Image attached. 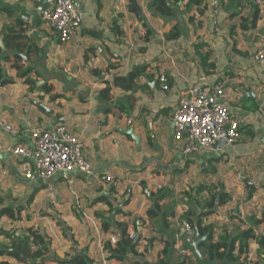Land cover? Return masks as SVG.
Instances as JSON below:
<instances>
[{
  "label": "crops",
  "instance_id": "crops-1",
  "mask_svg": "<svg viewBox=\"0 0 264 264\" xmlns=\"http://www.w3.org/2000/svg\"><path fill=\"white\" fill-rule=\"evenodd\" d=\"M73 1L83 14L81 27L69 41L60 42L40 18L46 1L0 0L1 146H32L31 130L63 123L83 138L84 153L92 167L90 175L72 171L66 178L57 174L46 182L28 180L16 161L5 150L0 151V172L7 171L6 175L0 173V209L8 207L14 214L13 218L0 219V246H9L10 237L19 238L30 229L48 243L40 259L44 264H56L59 258L77 254H85L92 264L101 260L108 264H157L161 248L154 230L157 225H145L139 218L151 208L157 193L166 189L177 196L188 192L191 207L196 197L203 201L210 193L230 194L229 203L215 207L203 219V224L212 225L214 239L222 230L235 233L244 225L262 233V225L247 217L260 218L264 210V153H257V146L264 143V69L254 58L264 46V3L258 5L256 25L250 27L255 0H241L232 9L225 7L229 0H221L216 25L210 23L207 10L201 19L190 16L191 10L182 1L165 0L174 9L171 16L155 13L152 0H134L140 9L137 13L129 8L133 0ZM235 11L239 14L231 16ZM239 16L246 19L249 28L245 31L239 28ZM15 21L23 23L21 38L5 44L7 28ZM173 29L180 31L179 36L167 38ZM15 44L19 49L13 48ZM13 52L19 57L16 64L21 71L30 69L27 77L36 82L35 87L25 83L26 76L20 77L5 60ZM204 55L214 63L211 73L201 64ZM138 66L148 68L135 80L134 90L115 87L109 100L100 97L106 80L125 76ZM155 68L165 69L168 90L161 89ZM214 82L222 84L227 105L245 119L241 127H246L234 145L188 154L173 134V108L184 90ZM44 84L51 85V90L40 88ZM243 97L254 100L257 110L242 107ZM115 103L119 107L113 113ZM3 124L16 134L4 130ZM244 180L252 183L249 189ZM47 185L53 198L47 194ZM102 195L107 196L112 209L97 201ZM184 206L176 208L170 228L177 227ZM116 209L121 211L115 213ZM97 213L112 221L107 232L100 229ZM121 221L129 224L130 231L135 228L138 246L137 254L128 253L118 262L109 257L102 243L112 234L119 238L115 222ZM176 247L190 251L178 235ZM255 247L253 244L251 259ZM11 259L0 256V260L20 264Z\"/></svg>",
  "mask_w": 264,
  "mask_h": 264
},
{
  "label": "trees",
  "instance_id": "trees-1",
  "mask_svg": "<svg viewBox=\"0 0 264 264\" xmlns=\"http://www.w3.org/2000/svg\"><path fill=\"white\" fill-rule=\"evenodd\" d=\"M187 1L186 8L192 10L194 8L200 9L203 5L204 0H175ZM251 2V0H248ZM220 6L222 1L220 0ZM241 0H229L226 4V8L232 9L234 5H239ZM259 6L254 5V10L252 12L250 27H254L256 24V19L259 13ZM129 8L133 12L137 11L132 7V3L129 2ZM152 10L162 16H171L174 13L173 8H169L165 0H152ZM239 12H232L231 16L238 15ZM239 28L242 31L247 30L249 27L246 25V19L244 16H239ZM16 23L11 24L7 28V34L4 37V43L8 44V41H16L21 38L20 32L23 30V23L15 21ZM146 24V23H145ZM235 29V26L234 28ZM176 30V31H175ZM146 31L149 34L150 29L146 24ZM180 34V31L173 29L167 38H176ZM14 49H19V44L13 45ZM2 54V49L0 46V55ZM5 60L11 62V67L19 72L20 77H25V83L29 84L31 88L36 86V82L27 77L30 69L21 71V68L16 61L19 60L18 55L13 52L11 55L5 56ZM201 64L203 65L206 73H211L209 68L214 66V63L207 61L206 55L202 56ZM148 66H138L131 71H129L125 76H113L110 81L106 80L103 87L99 91V95L103 100H109L111 95V89L118 87L119 89L129 91L134 90L136 87L135 80L144 75ZM169 79L167 77V85L169 87ZM4 82V81H3ZM2 82V83H3ZM6 82V81H5ZM45 91L51 90L52 86L44 84L40 86ZM247 102V105H246ZM242 107L249 111L257 110V105L254 100L250 98H242L240 103ZM118 103H115L112 107L113 113H116L118 109ZM108 112V110H106ZM246 127V126H244ZM239 129L242 135L243 128ZM249 137H253V132L246 131ZM241 138V136H240ZM240 140V139H239ZM113 189V187H110ZM252 189L248 191V197H251ZM152 193V192H151ZM154 196V194H152ZM186 198V200H184ZM231 196L225 191H220L217 193H210L209 198L205 201H201L196 197L194 200L193 207L189 206V193L185 192L181 196H177L171 189L163 190L158 192L157 196L153 200V205L150 209L143 213V216L139 218L140 223L145 225L156 224L157 228L154 229L159 234V241L161 243V248L158 251V262L157 264H264V210L262 217L255 218L254 215L247 217V220L253 222L256 225H262L263 231L260 234H256L254 227H243L238 228L235 233H230L228 230H222L218 237L214 239V231L211 224H203V219L206 215L210 214L215 207H220L226 205L231 201ZM97 201H103L111 208V203L108 201L107 196H99ZM187 205V210H185L179 220H187L191 226L194 228L195 233L192 239L196 236V229H198L201 235H206L205 240L199 244L198 253L194 251V248L190 245L189 240L184 235L180 233V227L177 225L176 228H170V222L175 217L176 208L179 205ZM112 209V208H111ZM115 213L120 212V209L114 210ZM99 216V227L103 232H107L112 225V221L105 216H100L101 214H95ZM3 217L13 218V211L6 207L0 209V219ZM135 223L132 220V225ZM116 227L120 231V236L115 244H111L109 238L103 241L102 248L109 254L110 258L115 261L123 262L128 253L133 255L137 254L138 241H133L130 239V235L134 230H129L130 226L126 221L115 222ZM152 229V228H151ZM28 233L21 237H16L12 239L10 237L9 246H0V256H9L20 264H44L41 259L44 251L47 250L48 243L44 241L43 237L40 236L33 230L28 229ZM163 235H167L165 239L162 238ZM178 235L179 241L189 252L180 253L176 247V236ZM151 237L152 239L156 238ZM18 246L19 252L9 251L14 245ZM253 244L255 247V256L253 259L249 258V254L252 251ZM185 250V249H184ZM39 260V261H38ZM0 264H12L10 260H0ZM56 264H92V260L85 254H77L71 258H59L56 260ZM134 264H150L146 261L140 262L135 261ZM156 264V263H155Z\"/></svg>",
  "mask_w": 264,
  "mask_h": 264
},
{
  "label": "built area",
  "instance_id": "built-area-1",
  "mask_svg": "<svg viewBox=\"0 0 264 264\" xmlns=\"http://www.w3.org/2000/svg\"><path fill=\"white\" fill-rule=\"evenodd\" d=\"M255 3L262 5L264 0H255ZM183 5L186 6L187 1H183ZM204 10H207L210 23L216 25L221 13L219 0H204L202 8H194L189 14L201 19ZM40 18L53 29L54 36L60 42H67L79 32L83 14L73 0H46ZM254 58L264 69V46L256 51ZM155 69L161 89L168 90L165 69ZM227 103L226 92L220 82L208 86L196 84L180 94L172 111L171 123L174 137L182 142L184 152L208 151L221 140H225L224 145H234L239 141V129L245 124V119L234 114ZM2 127L12 135L16 134L9 125L3 124ZM31 136L32 146L14 143L3 148L0 144V151L5 150L16 161L25 179L37 178L46 182L57 174L66 178L72 171L91 174V163L84 153V140L67 125L56 123L51 128L33 129ZM257 153H264V143L257 146ZM0 173L6 175L7 171L1 170ZM46 191L53 198L50 185H47ZM184 209H188L186 205ZM177 225L182 235L192 238L195 230L187 220H179ZM15 235L18 236L17 233ZM108 238L111 244H115L118 239L116 234ZM137 238L135 232L131 233V240ZM180 252L183 254L186 250L181 249ZM94 264L108 263L101 260Z\"/></svg>",
  "mask_w": 264,
  "mask_h": 264
},
{
  "label": "water",
  "instance_id": "water-1",
  "mask_svg": "<svg viewBox=\"0 0 264 264\" xmlns=\"http://www.w3.org/2000/svg\"><path fill=\"white\" fill-rule=\"evenodd\" d=\"M46 0H42V2H45ZM132 7L137 10L138 12L140 11L139 8H137L136 4H135V1L133 0L132 2ZM45 6H46V3H45ZM1 39H0V44H1ZM244 95L245 96H249V97H254V94L251 93V92H244ZM127 133H129L132 137H133V134H132V131L129 130ZM225 144V140H221L219 143H218V146H223ZM244 183L245 185L247 186V189H249L251 186H252V183L251 182H248L246 180H244ZM234 211V210H233ZM235 211L237 212V214H239V210L238 208L235 209ZM206 238V235H201L198 231V229H196V236H195V239H190L189 240V243L190 245L194 248V251L196 253H198V248H199V244L205 240ZM9 251H16V252H19V249H18V246L17 244L14 245L12 248L8 249Z\"/></svg>",
  "mask_w": 264,
  "mask_h": 264
},
{
  "label": "rangeland",
  "instance_id": "rangeland-1",
  "mask_svg": "<svg viewBox=\"0 0 264 264\" xmlns=\"http://www.w3.org/2000/svg\"><path fill=\"white\" fill-rule=\"evenodd\" d=\"M206 197H207V196H204V197H202V199H204V200L206 201V200L209 198V197H208V198H206ZM204 200H203V201H204Z\"/></svg>",
  "mask_w": 264,
  "mask_h": 264
}]
</instances>
